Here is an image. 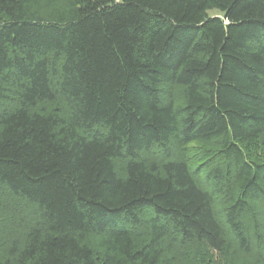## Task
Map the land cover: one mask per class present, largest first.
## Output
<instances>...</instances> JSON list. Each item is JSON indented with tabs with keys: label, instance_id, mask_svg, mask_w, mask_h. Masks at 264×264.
<instances>
[{
	"label": "trees",
	"instance_id": "1",
	"mask_svg": "<svg viewBox=\"0 0 264 264\" xmlns=\"http://www.w3.org/2000/svg\"><path fill=\"white\" fill-rule=\"evenodd\" d=\"M262 135L264 0H0V187L37 213L0 264H264Z\"/></svg>",
	"mask_w": 264,
	"mask_h": 264
},
{
	"label": "rangeland",
	"instance_id": "2",
	"mask_svg": "<svg viewBox=\"0 0 264 264\" xmlns=\"http://www.w3.org/2000/svg\"><path fill=\"white\" fill-rule=\"evenodd\" d=\"M211 14H217L218 11L213 10ZM172 95L176 101H182V88L179 86L171 87ZM53 105H51L52 107ZM247 149L254 157L264 158V135L259 139L245 143ZM208 144L194 143L179 150V153L191 155L197 152H203L204 148H208ZM152 156L151 158H153ZM37 216L36 209L33 205L14 197L0 187V254L5 255L11 240L20 235L21 225L27 220H34ZM21 236V235H20ZM85 239L94 247L99 246V236L96 234H86ZM234 245V244H233ZM237 247H232V254L225 251H216L209 248L206 244L194 242L190 245L181 247L179 245H166L165 258L169 264H225L230 256L239 260H246L244 254L237 251ZM254 264H259L255 263Z\"/></svg>",
	"mask_w": 264,
	"mask_h": 264
}]
</instances>
